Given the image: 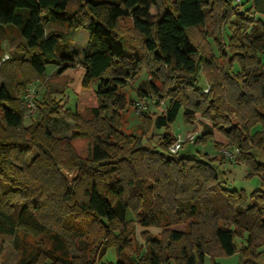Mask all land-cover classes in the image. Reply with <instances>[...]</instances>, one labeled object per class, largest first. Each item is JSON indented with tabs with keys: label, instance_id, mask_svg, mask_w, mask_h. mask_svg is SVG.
I'll return each mask as SVG.
<instances>
[{
	"label": "trees",
	"instance_id": "1",
	"mask_svg": "<svg viewBox=\"0 0 264 264\" xmlns=\"http://www.w3.org/2000/svg\"><path fill=\"white\" fill-rule=\"evenodd\" d=\"M246 2L250 7L242 12L231 0H0V25L18 28L23 39L16 48L23 59L15 94L0 85V252L21 230L51 247L50 256L38 252L22 264H104L110 248L115 264H203L207 256L236 253L239 264H264V163L257 159L258 153L264 157V119L257 112L264 110V24L248 12L264 17V0ZM211 7L225 22L205 37L201 52L190 33L204 31ZM50 23L65 29L46 32ZM225 25L232 32V55L244 59H239L242 69L232 76L226 72L230 81L220 99H206L197 93L199 73L226 57L220 37ZM78 30L88 39L72 112L52 95L63 94L69 83L64 73L79 59L70 49ZM142 70L151 79L149 92L139 86L136 98L151 93L167 104L146 114L144 132L127 136L120 118L128 108L135 110L137 101L127 93ZM166 79L173 86L163 96L154 83ZM35 81L43 85V101L36 102L38 115L25 125L19 95ZM89 95L95 107L87 108ZM225 104L253 106L252 120L218 125L227 114L221 110ZM181 109L188 124L196 114L213 124L203 125L191 144L206 143L216 128L239 150L236 163L246 165L247 179L260 180L259 188L248 196L230 188L217 156L168 152L176 139L169 128ZM86 114L90 121L83 120ZM58 120L72 122L64 140L52 132ZM163 222L186 229L166 230L161 238L143 232L145 245L136 242V224L159 228ZM89 247L94 257L81 260Z\"/></svg>",
	"mask_w": 264,
	"mask_h": 264
},
{
	"label": "rangeland",
	"instance_id": "2",
	"mask_svg": "<svg viewBox=\"0 0 264 264\" xmlns=\"http://www.w3.org/2000/svg\"><path fill=\"white\" fill-rule=\"evenodd\" d=\"M235 4L241 5L240 8L243 11L249 9L250 2H246L247 0H231ZM249 16L253 18L257 23L261 21L264 24V17L259 14L252 13V10L249 11ZM151 14H155V10L151 9ZM220 10L214 9L211 7L210 12L208 13V19L204 26V31L201 29L194 30L190 33V37L194 44L198 47V49L202 52L206 49L204 46L206 40L205 37L213 36L211 35L213 32H219L222 24L225 22V18L220 16ZM122 25L124 26L123 30H126V27L129 26L128 21H122ZM257 25V24H256ZM63 23H50L46 32L50 31H64ZM234 29V28H233ZM83 31V30H79ZM85 32V31H83ZM232 35L230 31L229 25H225L222 33L220 35L221 42L224 44V49L226 50V57L220 58L218 61L214 62L212 68H202L199 77L200 80L197 84L198 90L197 93L200 92L201 95L206 96V99L217 100L220 99V95L226 91V88L229 83V77L226 72L229 73L230 76L236 75L241 72V64L240 61L243 62L244 59L235 57L232 55L230 48L228 47L229 36ZM87 41V36L84 33L80 35H76L74 38V43L72 45V52L77 55V58H82V49ZM210 43L213 44V39H209ZM23 42V39L20 36L19 29L12 25H0V84L5 87L9 94L14 95L15 85L19 80V67L22 61V52L16 50L18 45ZM214 55L217 57L220 55L217 50L216 45L211 46ZM209 50V49H208ZM75 55V56H76ZM5 56H9L8 60L5 62L2 59ZM234 57L231 61V64L228 67V58ZM77 60L75 67L67 70L64 73V76L69 78V83L66 85L63 94H54L52 95V99H56L57 101H61L63 107L70 111H74L75 106L77 104V98L81 93V79L83 69L80 67V60ZM239 59H241L239 61ZM54 67L49 66L47 68L46 74L47 76H51L53 74ZM229 69V70H228ZM209 78V79H208ZM150 76L147 74L145 70H142L137 76V78L133 81V83L129 86V95L133 100L137 102H143L146 104L147 108L144 111L137 112L134 109H127V112L124 113L121 118V130L127 136H138L141 132H144V129L147 128L145 121L146 114L152 115L154 112L162 111L166 106L167 99L164 97L158 98L151 93H148L144 98L138 100L136 98L135 90L142 86L145 91L147 89L146 84L150 82ZM220 84L218 85V83ZM158 88L163 90L161 95H167V89L169 90L173 86V80L166 79L165 81L160 80L154 83ZM191 88V87H190ZM193 88V87H192ZM29 89L33 92L34 97L31 102L33 103V107H28L29 99L26 98V90ZM190 89H184L185 92H189ZM149 92V91H148ZM44 88L43 85L39 81H35L31 83L25 91L19 95V100L23 103L25 107V121L24 124L28 125L33 119H35L38 115V110L36 107V102L43 101ZM213 104L216 105L218 102H213L210 104V108L212 109ZM87 108L95 107L96 101L95 99L89 95L87 97ZM245 108L241 107H230L228 105H223L221 110L226 111L227 114L222 115L221 118H218V121L215 122L219 125L223 122H228L230 126L234 124H246L252 120L249 119L251 111L253 110V106ZM223 112V113H224ZM257 112L260 114L259 116L264 119V110L261 107H257ZM143 113V114H142ZM225 118V119H224ZM91 115L86 114L83 117V120L90 121ZM247 119V120H246ZM144 120V123L142 121ZM195 120V121H194ZM193 124H188L184 120L183 109L180 110L175 122L170 125L169 132L172 133L175 138L180 137L183 140L186 138L188 134H194L198 136L200 131L202 130V126L206 128V125L212 126L211 121L202 117L200 114H196L194 118ZM229 126V125H228ZM227 126V127H228ZM72 128V122H67L64 120H58L52 132L54 136H59L61 139L68 137ZM257 129V128H256ZM165 130H158V133H163ZM150 135V132H148ZM214 144L217 145V148L214 147ZM197 155L207 153L209 157H219L222 158L223 168H227V181L230 185V188L236 190H244L245 194L248 196L250 193L259 188L260 180L257 177H253L250 179L246 178L247 175V167L242 162L237 164L236 162L239 160L240 153L239 150L235 147H231L228 145L227 139L215 128L213 129L212 138L204 144H191L185 142L183 144V148L181 150V154ZM259 158L258 161L264 163V157L262 153H258ZM68 174V173H66ZM72 176V174H68ZM128 179V178H126ZM185 224H173L167 225L163 222L159 228L149 227L142 228L138 224L135 226V240L136 242L143 246L145 242L141 237V233L146 232L148 236L161 238V235L166 230H175V231H183L185 230ZM51 247L47 243V241L39 240L38 238L32 237L30 234L24 231H18L17 235L14 238L6 241L1 245L0 252V264H22L26 260L32 259L35 254L38 252L43 253L42 257H47L50 254ZM48 254V255H47ZM50 256V255H49ZM83 261L88 258L94 257L93 250L91 247L86 250L82 255ZM104 257V258H103ZM102 257V262L104 264H115L116 263V251L113 248L107 250L105 255ZM240 257L239 254H234L232 256H215L213 259L209 256L205 257L203 264H239ZM51 264V263H49ZM169 264H174V262H170Z\"/></svg>",
	"mask_w": 264,
	"mask_h": 264
},
{
	"label": "built area",
	"instance_id": "3",
	"mask_svg": "<svg viewBox=\"0 0 264 264\" xmlns=\"http://www.w3.org/2000/svg\"><path fill=\"white\" fill-rule=\"evenodd\" d=\"M8 58H9V56H5L2 59V61L5 62L6 60H8ZM26 93H27L26 98L29 99L28 107H33V103L31 102V100L34 97V94L29 89L26 90ZM146 108H147V106L145 103L140 102V101L136 103L135 110L137 112L144 111ZM195 139H196V136L194 134H188L184 140L180 137H176L175 141L168 147V152L171 155H175L182 149V145L185 142L193 143Z\"/></svg>",
	"mask_w": 264,
	"mask_h": 264
},
{
	"label": "crops",
	"instance_id": "4",
	"mask_svg": "<svg viewBox=\"0 0 264 264\" xmlns=\"http://www.w3.org/2000/svg\"><path fill=\"white\" fill-rule=\"evenodd\" d=\"M81 33H84L86 36H87V39H88V35H87V33L86 32H83V31H76L75 32V34L73 35V42H72V44H71V46H70V49L72 50V45H73V43H74V38H75V36L76 35H80ZM80 60V59H79ZM83 75H84V70H83V72H82V77H83ZM81 81H82V79H81ZM1 85V84H0ZM3 86V85H2Z\"/></svg>",
	"mask_w": 264,
	"mask_h": 264
}]
</instances>
